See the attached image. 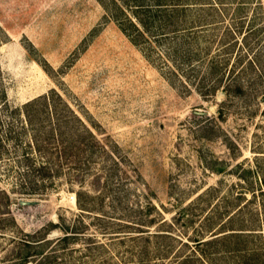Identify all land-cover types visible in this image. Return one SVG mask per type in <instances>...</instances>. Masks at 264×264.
<instances>
[{
  "label": "rangeland",
  "instance_id": "rangeland-1",
  "mask_svg": "<svg viewBox=\"0 0 264 264\" xmlns=\"http://www.w3.org/2000/svg\"><path fill=\"white\" fill-rule=\"evenodd\" d=\"M215 1L218 7L210 9L213 0H202V12L190 14L202 27L187 40L192 54L181 71L166 54L167 45L130 41L113 20L111 0H0V108L4 100L20 106L51 90L62 96L93 136L82 187L106 191L104 212L100 203L93 214L121 205L130 217H114L135 221L151 205L148 218L155 223L170 221L187 206L196 228L206 205L202 194L212 186L235 193L233 168L252 164L258 155L252 149L264 139V84L231 99L223 87L207 90L216 76L255 78L258 71L248 60L258 50L256 63L264 68V0ZM251 30L259 33L246 43L242 34ZM211 63L219 71L213 73ZM72 166L36 194L21 193L15 177L0 168L6 194H0V210L14 221L0 229V261L12 258L10 235L52 228L49 237L55 238L64 224L94 235L93 242H108L94 215L76 205L78 181L71 186L70 178L81 169ZM221 167L218 174L215 168ZM112 192L121 198L112 202ZM182 224L171 233L191 240L193 227ZM120 247L110 249L116 254Z\"/></svg>",
  "mask_w": 264,
  "mask_h": 264
},
{
  "label": "trees",
  "instance_id": "trees-1",
  "mask_svg": "<svg viewBox=\"0 0 264 264\" xmlns=\"http://www.w3.org/2000/svg\"><path fill=\"white\" fill-rule=\"evenodd\" d=\"M111 3L113 20L133 44L167 45L166 54L181 70L192 54L187 40L202 27V20L197 18L196 22L190 18L193 11L202 12V0H111ZM218 3L213 0L208 7L216 8ZM248 31L242 34L246 43L252 34L259 33ZM257 52L248 60L250 68L258 71L255 78L245 81L238 77L216 76L207 91L215 92L223 87L226 97L231 99L243 96L245 88L264 84V68L256 63L260 56ZM210 66L213 73L219 71L217 64ZM172 69L176 72L173 66ZM0 109V168L7 176L15 177V185L21 193L36 194L54 185L55 179L63 174L64 166L73 170L72 165H76L81 172L70 178V183L74 186V181H78L79 189L75 191L78 209L93 214L101 203L99 209L104 212L106 191L95 194L82 187V178L91 169L89 160L94 154L87 152L92 145V133L56 90L20 106H10L4 100ZM262 113L264 115V109ZM262 145L264 139H259L257 147L252 149L258 154L252 164L239 163L233 168L237 180L232 184L235 193L222 194L219 186H212L202 194L206 205L196 228V215L189 214L187 206L180 208L178 216L170 221L161 218L154 223V218H148L155 210L154 206L147 205L139 210L140 215L134 218L135 221H125L114 215L130 217V210L123 214L121 205L112 204L111 212L93 214L103 234L109 237L107 243L93 242L94 235L84 236L81 227L65 224L59 227L62 235L55 238L49 237L52 228L31 234L20 232L21 236H9L12 258L2 260L0 264H264ZM224 170V167L215 168L218 174ZM108 179L106 176V181ZM0 194L6 195L3 190ZM110 197L114 202L121 194L112 192ZM8 213L0 210V229L14 225L13 219L3 218ZM180 220L183 227H193L191 240L183 241L171 233ZM152 226L164 230L152 232L149 230ZM50 227L58 226L51 224ZM81 239L86 241L85 245L75 246ZM111 246L123 248L115 254Z\"/></svg>",
  "mask_w": 264,
  "mask_h": 264
}]
</instances>
